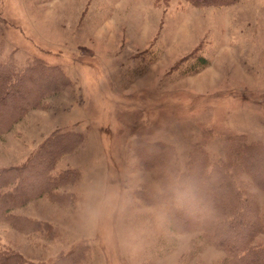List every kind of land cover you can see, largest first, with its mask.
<instances>
[{
    "label": "rangeland",
    "instance_id": "obj_1",
    "mask_svg": "<svg viewBox=\"0 0 264 264\" xmlns=\"http://www.w3.org/2000/svg\"><path fill=\"white\" fill-rule=\"evenodd\" d=\"M9 57L57 66L69 85L0 135V167L21 165L56 131L83 141L52 168L79 172L62 187L76 194V210L33 198L16 213L48 230L0 222V247L36 263L85 247V264H227L199 233L169 229L163 204L141 198L162 189L134 151L168 144L185 171L190 158L229 159L236 142L264 145V0H0V64ZM238 176L264 213V189ZM100 179L120 198L89 221L83 194ZM255 238L264 245L263 233Z\"/></svg>",
    "mask_w": 264,
    "mask_h": 264
},
{
    "label": "trees",
    "instance_id": "obj_2",
    "mask_svg": "<svg viewBox=\"0 0 264 264\" xmlns=\"http://www.w3.org/2000/svg\"><path fill=\"white\" fill-rule=\"evenodd\" d=\"M187 1L192 6L206 7L238 0ZM3 61L0 64V135L28 111L45 108L43 99L69 85L67 76L57 66H47L34 59L19 64L10 57ZM41 79L47 81L40 86ZM16 86L20 89L15 90ZM81 141L83 136L74 131H56L21 165L0 167V222L12 225L23 234L48 230L49 223L16 213L17 208L33 198L76 210V194L62 187L77 184L81 179L79 172L67 169L52 174V168L61 155L73 152ZM174 150L160 142L138 144L134 151L138 165L153 170L162 189L159 197L145 194L141 198L163 204L169 229L179 234L199 233L209 245L225 253L227 264H264V245L255 244V237L264 234V213L258 212L254 197L238 176L245 174L253 187L264 189V145L236 142L230 148L229 159L219 158L210 164L207 157L190 158L185 171L174 169ZM84 248L75 247L49 263H36L0 247V264H85Z\"/></svg>",
    "mask_w": 264,
    "mask_h": 264
},
{
    "label": "clouds",
    "instance_id": "obj_3",
    "mask_svg": "<svg viewBox=\"0 0 264 264\" xmlns=\"http://www.w3.org/2000/svg\"><path fill=\"white\" fill-rule=\"evenodd\" d=\"M83 195L84 203L81 211L89 221H96L112 210L120 198L119 190L104 179L92 183L85 189Z\"/></svg>",
    "mask_w": 264,
    "mask_h": 264
}]
</instances>
